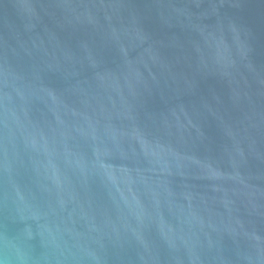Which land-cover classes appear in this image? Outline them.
<instances>
[{
	"label": "water",
	"instance_id": "water-1",
	"mask_svg": "<svg viewBox=\"0 0 264 264\" xmlns=\"http://www.w3.org/2000/svg\"><path fill=\"white\" fill-rule=\"evenodd\" d=\"M0 264H264V0H0Z\"/></svg>",
	"mask_w": 264,
	"mask_h": 264
}]
</instances>
